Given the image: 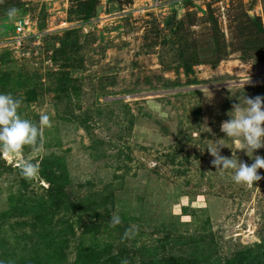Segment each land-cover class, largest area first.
Returning <instances> with one entry per match:
<instances>
[{
	"label": "rangeland",
	"instance_id": "1",
	"mask_svg": "<svg viewBox=\"0 0 264 264\" xmlns=\"http://www.w3.org/2000/svg\"><path fill=\"white\" fill-rule=\"evenodd\" d=\"M0 92L50 121L20 153L37 176L0 154V264H264V169L237 184L201 151L230 157L221 123L264 96V0H0Z\"/></svg>",
	"mask_w": 264,
	"mask_h": 264
},
{
	"label": "clouds",
	"instance_id": "2",
	"mask_svg": "<svg viewBox=\"0 0 264 264\" xmlns=\"http://www.w3.org/2000/svg\"><path fill=\"white\" fill-rule=\"evenodd\" d=\"M15 12L16 9H10L8 15L11 17ZM20 104L21 100L11 93L0 92V154L19 157L23 146L35 145L42 135V129L50 124L46 113L40 115L38 124L22 118L18 113ZM228 116L229 119L221 123L220 130L225 134L223 138L233 141V147L230 148L232 155L221 154V149L228 147L221 143L222 138L200 150L203 152L206 149L213 157L210 163L216 170H233L232 179L235 183L252 184L262 179L258 169H264V156L254 155L255 150L264 148V96L244 95L242 102L239 100L233 104ZM203 125L210 130L206 122ZM238 150L251 157L253 162L247 164L237 159ZM38 172V166L31 161L25 160L20 165L19 174L25 179L37 176ZM120 222L118 215L111 217L113 225Z\"/></svg>",
	"mask_w": 264,
	"mask_h": 264
},
{
	"label": "trees",
	"instance_id": "3",
	"mask_svg": "<svg viewBox=\"0 0 264 264\" xmlns=\"http://www.w3.org/2000/svg\"><path fill=\"white\" fill-rule=\"evenodd\" d=\"M52 197L53 200H56L57 194L62 193V188L60 187H55L54 185L50 184V186L48 187V191H47ZM86 230L90 231L89 228H86ZM66 242V241H65ZM108 253H99V252H95L90 250L89 252H84L81 251L79 252V254L76 255V259L74 260L75 264H124L125 261L122 257L119 256H115L113 258H110V256ZM105 256H107L108 258L105 260ZM43 259L42 256L39 257V260ZM47 262L49 264H63V262H66V255L59 253L57 251H52L48 256H47ZM163 262H166L165 260H156L153 261V264H161ZM225 264H249L247 261L245 260H241V261H236L234 259H229L227 260V262H225Z\"/></svg>",
	"mask_w": 264,
	"mask_h": 264
},
{
	"label": "water",
	"instance_id": "4",
	"mask_svg": "<svg viewBox=\"0 0 264 264\" xmlns=\"http://www.w3.org/2000/svg\"><path fill=\"white\" fill-rule=\"evenodd\" d=\"M11 157V156H10ZM13 159V161H15L18 165H21V163L23 162V160L19 157H11Z\"/></svg>",
	"mask_w": 264,
	"mask_h": 264
}]
</instances>
